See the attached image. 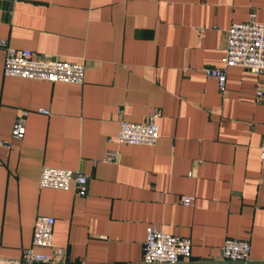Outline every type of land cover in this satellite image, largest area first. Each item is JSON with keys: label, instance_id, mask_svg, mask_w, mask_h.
<instances>
[{"label": "crops", "instance_id": "crops-1", "mask_svg": "<svg viewBox=\"0 0 264 264\" xmlns=\"http://www.w3.org/2000/svg\"><path fill=\"white\" fill-rule=\"evenodd\" d=\"M251 14L264 23V0H0L9 48L84 65L81 83L8 76L0 48V264L21 263L40 215L51 264H141L149 225L191 242L179 264L219 263L227 239L264 261V72L230 67L223 90L205 74ZM153 113L155 145L116 140ZM45 167L83 173L86 194L41 187Z\"/></svg>", "mask_w": 264, "mask_h": 264}, {"label": "built area", "instance_id": "built-area-1", "mask_svg": "<svg viewBox=\"0 0 264 264\" xmlns=\"http://www.w3.org/2000/svg\"><path fill=\"white\" fill-rule=\"evenodd\" d=\"M0 48L4 49L5 57L3 73L27 79L48 82L81 83L84 65L58 58H41L29 50L9 48L4 40H0ZM225 54L223 64L218 68H209L205 74L214 78L219 89L223 90L226 82V70L230 67H241L254 73L264 72V23L255 20L254 14L242 23H233L226 31ZM257 94L262 95L261 91ZM39 113L48 114L43 109ZM23 112L16 120L12 136L21 138L25 132ZM157 113L150 114L140 123L121 120L116 140L122 144L153 146L159 138V127L156 123ZM4 143L0 140V146ZM260 157L264 159V138L260 146ZM41 187H50L74 191L84 196L87 192V176L60 168H43L39 177ZM189 204V198L183 200ZM55 220L50 216H37L32 229L31 247L22 253L20 264H51V259L36 248L52 246L53 226ZM191 242L187 238L165 233L154 225L146 228L143 242L141 264H179L190 255ZM250 245L244 239H227L220 250V262L214 264H264L251 263L249 258ZM6 264V263H5Z\"/></svg>", "mask_w": 264, "mask_h": 264}]
</instances>
